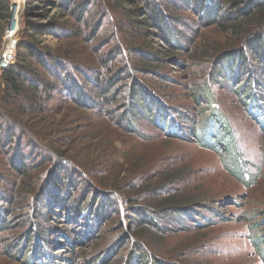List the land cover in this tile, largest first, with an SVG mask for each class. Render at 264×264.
<instances>
[{"label":"trees","instance_id":"obj_1","mask_svg":"<svg viewBox=\"0 0 264 264\" xmlns=\"http://www.w3.org/2000/svg\"><path fill=\"white\" fill-rule=\"evenodd\" d=\"M46 1L58 18L21 26L14 60L0 68V148L14 172L11 178L0 171V237L10 238L2 253H14L24 264H64L61 260L71 259L55 252L71 248L91 264H188L180 252L164 253L160 238L226 219L215 197L197 186L180 189L191 176L189 168L162 172L139 190L123 191L105 179L96 186L92 174L99 170H85L67 151L40 140L43 131L21 117L55 110L60 95L132 136H143L139 120L168 139L188 138L192 130L195 142L233 154L235 170L254 185L258 174L246 182L241 172L237 125L220 107L222 91L235 93L264 133V0H27V13L35 10L34 2ZM10 2L0 0V53L13 19ZM208 28L217 36L198 43L195 38ZM45 35L87 42L95 50L94 64L87 65L93 67L78 72L69 53L43 43ZM170 62L187 64L192 73L187 87L197 106L191 117L180 116L186 121L175 117L160 82ZM89 85L102 91L101 100L85 90ZM65 170L69 175L63 179ZM60 215L74 228L42 224ZM113 217L117 226L104 238L101 231ZM34 236L42 240L31 247ZM207 236L197 235L191 248ZM257 243L264 244V234ZM83 246L90 250L83 252Z\"/></svg>","mask_w":264,"mask_h":264},{"label":"rangeland","instance_id":"obj_2","mask_svg":"<svg viewBox=\"0 0 264 264\" xmlns=\"http://www.w3.org/2000/svg\"><path fill=\"white\" fill-rule=\"evenodd\" d=\"M30 5L27 0H11L10 10L13 19L1 42V63H5L1 59L7 52L13 56L16 55L21 26L27 23L48 25L53 19L58 18V11L48 1L34 2L36 8L33 11L29 10L28 14L27 7ZM214 31V28H208L203 31L200 38L196 37L195 40L199 43L201 40L214 38L217 36L214 35ZM42 39H45L44 44L54 48L59 54L69 53L68 56L78 72L87 71L93 67L91 65L94 64L95 50L91 49L87 42L78 38H58L51 35H45ZM89 64L91 65L87 66ZM166 70L167 78L160 79V82L163 83L162 87L166 88L170 104L176 112L175 117L186 121L184 117H191L196 112L197 106L187 87L192 73L187 70V64L176 66L171 62L167 63ZM67 77L70 78L69 73ZM85 90L91 91L99 100L103 97V93H100L102 91L91 85ZM63 99L60 95L57 96L53 102L55 106L53 111L25 114L21 118L23 121L30 120L32 126L40 131H48V133L40 134V140L48 142L49 146L57 145L61 150L67 151L74 160L84 166L85 170H99L92 174L96 186L101 187L103 184L100 181L103 182L105 179L109 184H118L123 191L124 189L139 190L147 183H155L154 178L162 172L189 168L192 171L191 176L180 189L189 192L197 186L200 191L219 200L218 205L221 206L219 210L224 213L223 216L226 219L220 220L214 216L216 224L213 226L205 228L192 226L182 232H169L166 237L160 238L163 241L164 253L180 252L183 254L181 257L185 258L188 264H264L262 252L264 244L257 243L264 234V224L261 225L260 222V219L264 217L260 215L264 210V133L251 115L248 116L245 113V106L243 107L239 102L235 93L222 91L223 107L220 108L237 125L236 138L240 146L241 172L246 182H249L251 178L254 179V175L258 174L254 185H247L239 171L235 170L233 154L218 153L207 149L208 146L195 142L192 130L188 133V138L168 139L155 126L147 121L139 120L138 130L144 137L132 136L123 128L114 127L112 122L106 120L103 115L97 117L93 112L80 108L69 99ZM187 125L189 128L194 126L191 121ZM207 133L202 132V140L207 139ZM47 134H52L49 139ZM9 159L0 148V171L12 178L14 172L7 164ZM61 175L64 179L69 174L65 170ZM58 182H61V178ZM81 185L83 184L78 185V190L81 189ZM145 202L147 199L141 200L142 204ZM209 218L211 219L212 216ZM116 219L113 217L107 222L109 225L102 229V237L105 238L116 228ZM42 221L45 227L52 225L61 229L74 228L70 218L66 219L63 215L56 217L55 220L47 217ZM201 233H207V238L191 248L193 240ZM34 239L35 236L29 240L31 247L35 242L40 244L42 240ZM5 242H10V238L0 237V264H24L23 258L15 257L12 251H10L13 253L11 256L2 253V245ZM45 242L44 246L50 247L47 241ZM61 247L64 246L55 245L53 249ZM79 248L80 246L75 249L79 250ZM88 248L83 246V252H88L90 250ZM12 249L15 250V245H11ZM72 250H65L63 253L62 250H58L55 253L71 259L68 262L61 260L64 264H91L82 257L84 254L77 255Z\"/></svg>","mask_w":264,"mask_h":264},{"label":"built area","instance_id":"obj_3","mask_svg":"<svg viewBox=\"0 0 264 264\" xmlns=\"http://www.w3.org/2000/svg\"><path fill=\"white\" fill-rule=\"evenodd\" d=\"M14 57L15 56H13L10 52H7V54H6V56H5V54L2 56V59H1V61L2 62H5V63H1L0 62V65L2 66V67H8V65L14 60ZM0 66V67H1Z\"/></svg>","mask_w":264,"mask_h":264}]
</instances>
